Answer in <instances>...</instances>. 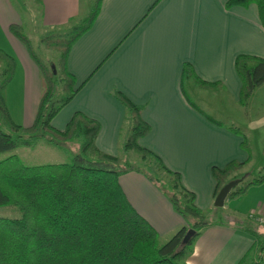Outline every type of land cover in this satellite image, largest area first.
<instances>
[{
  "label": "crops",
  "instance_id": "crops-1",
  "mask_svg": "<svg viewBox=\"0 0 264 264\" xmlns=\"http://www.w3.org/2000/svg\"><path fill=\"white\" fill-rule=\"evenodd\" d=\"M93 1L28 0L32 19L42 34L61 33L77 25ZM226 1L102 0L93 25L69 52L67 67L75 76L78 91L52 119L53 127L63 129L72 114L81 111L100 123L97 147L121 154L127 113L113 95L120 90L142 106V117L150 125L139 143L180 174L182 185L194 193L198 208L211 211L216 196L212 167L246 161L238 173L248 174L253 157L247 140H257L264 155V83L241 105L240 80L234 67L238 54L264 57V29L255 4L226 8ZM0 23L13 50L9 54L16 61L6 90L7 110L15 123L28 126L34 120L40 83L36 64L8 31L11 23L23 25L12 0H0ZM185 62L202 80L220 82L223 87L210 91L190 78L181 80ZM18 71L20 90L15 106L9 100V87ZM220 100L223 107L227 101L233 106L229 116L224 110L222 115ZM12 106L18 122L11 116ZM243 140L249 151L241 146ZM261 169L259 175L264 174ZM118 181L133 208L157 231L160 242L185 223L142 173H125ZM261 209L264 182L250 186L243 196L226 200L221 213L229 220L215 222L203 231L187 264H237L251 248L253 238L236 225L251 211Z\"/></svg>",
  "mask_w": 264,
  "mask_h": 264
},
{
  "label": "trees",
  "instance_id": "trees-1",
  "mask_svg": "<svg viewBox=\"0 0 264 264\" xmlns=\"http://www.w3.org/2000/svg\"><path fill=\"white\" fill-rule=\"evenodd\" d=\"M101 3L102 0H94L89 13L68 33L53 30L41 36L40 42L45 48L59 53L57 70L37 55L23 25H8L9 33L25 47L37 66L40 93L33 122L28 126L15 123L7 110L6 90L14 76L16 61L0 49L4 64L0 117L7 126V131L0 129V155L18 147L34 146L39 139L57 146L75 139L80 143L78 152L65 163L28 165L15 153L0 159V206L15 207L21 214L18 218L0 216V264H187L198 237L215 223L195 205V195L182 185L180 174L168 169L157 154L139 143L149 133L150 125L142 117V106L120 90H115L113 95L127 113L121 152L138 154L145 168L155 163L154 170H161L164 178L149 175L142 164L133 166L122 154L100 150L95 142L100 123L81 111H75L63 129L51 124L78 91L75 76L67 67L68 55L74 43L93 25ZM250 4L257 6L264 29V0H227L225 7ZM234 67L240 80L239 103L244 105L264 83V57L238 54ZM185 78L205 90L219 91L223 87L220 82L202 80L187 62L181 71V80ZM58 84L61 92L56 95ZM230 128L243 134L238 128ZM241 146L249 151L245 140ZM245 163L232 160L223 167H212L215 195ZM131 171L142 173L155 184L185 222L163 243L157 231L130 204L119 184V177ZM263 182L264 174L243 179L227 198L243 196L250 186ZM213 210L221 213L222 207H213ZM259 225L254 218H246L236 225L253 238L251 248L237 264H264V228ZM189 229L194 234L183 243Z\"/></svg>",
  "mask_w": 264,
  "mask_h": 264
},
{
  "label": "rangeland",
  "instance_id": "rangeland-1",
  "mask_svg": "<svg viewBox=\"0 0 264 264\" xmlns=\"http://www.w3.org/2000/svg\"><path fill=\"white\" fill-rule=\"evenodd\" d=\"M88 1L91 2L92 0H88ZM12 2L14 4V6L17 8V10L21 16V21H22V24L24 27V32L31 39L37 55L49 67H52V68L55 67V70H57L56 65H57L59 53L54 51V50L45 48L44 45L40 42V38L43 34L37 28V25L34 23V20L32 19V10H30V5H29L28 0H12ZM34 14L35 13L33 12V15ZM71 29H72V27H69L64 32H61V34H66ZM0 49H3L4 51H6L8 53H11L13 51L11 48V44L7 40L4 28L1 25V23H0ZM3 67H4V64L0 60V81H1V72H2ZM20 75H21L20 71H18L16 78L13 80V83L9 87V100H10L11 104L15 105V106L18 105V95H19L18 89L20 90V79H19ZM60 89H61L60 84H58L56 87V95H58L61 92ZM214 101H215V99H214ZM222 102H223V100H220V103L218 105H220ZM224 105H225V107H223L221 105L218 107L220 108L221 111L222 110L225 111V113H226L225 116H229V110H231L233 108V106L229 103V101H227V103ZM11 109L13 111L11 116L13 117V119L16 122H18L17 120H19V116H18V114H14L15 108L12 106ZM222 115H223V111H222ZM0 129L3 131H7V126L4 124L3 119L1 117H0ZM242 139H243V137H242ZM247 142L251 145L250 148L252 150V157H253L252 163L250 165H248V168L246 167L248 169L249 173L248 174L246 173V175H245V173L244 174L238 173V172L234 173L228 177L227 182L234 179V180H240L239 181V183H240L243 181V179L247 180V179H251V178L252 179L257 178V176H259V172H257V170H260L261 168H262L261 169L262 173H264V171H263L264 170V155H262L259 152L260 148L257 145V140H255L253 142L247 140ZM79 143H80L79 140L75 139V140H71L67 143L60 144L57 146V145H49V144H47L44 141L39 139L34 146L18 147L10 153L0 155V159L8 156L11 153H15L16 155H18V157L25 164H28V165L65 163V162L70 161L72 156L78 152ZM121 154H122V157L124 159L130 161V163L133 166H135V165L140 166L143 162L142 158L138 154H135L134 152H127V153L121 152ZM150 163H153V161L151 160ZM141 167L149 175L157 174L158 176H160L162 178L165 177V174L161 170H159V169L154 170L156 168L155 163L152 165V167L149 165V167L145 168V162H144ZM226 200H229V198L226 197ZM260 211L262 212L263 210H260ZM205 213L208 216V220L211 222H220V221H228L229 220L227 218V215H224V214L222 215V213H220V211H217V213H216L213 210V211H209V212L206 211ZM0 216L1 217H9V218H18L21 216V214L15 207L0 206ZM219 216L221 218H219ZM248 218L249 219L253 218V212L252 211H251V214L248 215ZM241 220L243 221V219H241ZM233 222L236 223L235 220ZM258 225H259V223H258ZM259 226L264 228V224H262V223ZM165 241L166 240H162V242H160V243H163ZM262 257L264 259V252H262Z\"/></svg>",
  "mask_w": 264,
  "mask_h": 264
},
{
  "label": "water",
  "instance_id": "water-1",
  "mask_svg": "<svg viewBox=\"0 0 264 264\" xmlns=\"http://www.w3.org/2000/svg\"><path fill=\"white\" fill-rule=\"evenodd\" d=\"M239 181L240 180H230L220 188L214 199L215 207H223L228 193L239 183ZM193 234L194 231L192 229H189L184 235L182 242L186 243Z\"/></svg>",
  "mask_w": 264,
  "mask_h": 264
},
{
  "label": "built area",
  "instance_id": "built-area-1",
  "mask_svg": "<svg viewBox=\"0 0 264 264\" xmlns=\"http://www.w3.org/2000/svg\"><path fill=\"white\" fill-rule=\"evenodd\" d=\"M261 210H263V211L262 212L261 211H256V210L255 211H252L253 212V218L259 224H261V223L264 224V209H261Z\"/></svg>",
  "mask_w": 264,
  "mask_h": 264
}]
</instances>
